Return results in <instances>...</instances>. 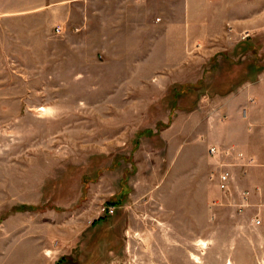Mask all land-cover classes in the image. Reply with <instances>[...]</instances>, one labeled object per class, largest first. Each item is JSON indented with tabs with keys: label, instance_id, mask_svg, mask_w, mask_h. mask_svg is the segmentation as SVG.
<instances>
[{
	"label": "rangeland",
	"instance_id": "obj_1",
	"mask_svg": "<svg viewBox=\"0 0 264 264\" xmlns=\"http://www.w3.org/2000/svg\"><path fill=\"white\" fill-rule=\"evenodd\" d=\"M253 115L264 0H0V264H264Z\"/></svg>",
	"mask_w": 264,
	"mask_h": 264
},
{
	"label": "crops",
	"instance_id": "obj_2",
	"mask_svg": "<svg viewBox=\"0 0 264 264\" xmlns=\"http://www.w3.org/2000/svg\"><path fill=\"white\" fill-rule=\"evenodd\" d=\"M256 108V107H255ZM253 114L256 112V110L252 111ZM256 115H253L251 118V121L249 125H245L244 122L240 121H233L230 123L231 125H228L227 130H228V141L226 142L227 145L233 146L235 150H239L242 153L245 152L248 155H256V154H264V130L260 131L259 126L260 124L256 123ZM243 129V130H242ZM237 134L238 138L235 139L231 138L232 135ZM238 139V140H237ZM258 158V157H256ZM258 160H264L258 158ZM263 165H260V167H257L256 169H248L247 172L244 174L246 177H242L243 183L245 182V185L247 183L251 184L253 186V191L255 192V198L256 202L263 200L264 201V167H261ZM253 171V172H252ZM236 176V175H235ZM261 177L262 180H251L252 178L249 179V177ZM249 179V182H248ZM242 183V184H243ZM244 185V184H243Z\"/></svg>",
	"mask_w": 264,
	"mask_h": 264
},
{
	"label": "built area",
	"instance_id": "obj_3",
	"mask_svg": "<svg viewBox=\"0 0 264 264\" xmlns=\"http://www.w3.org/2000/svg\"><path fill=\"white\" fill-rule=\"evenodd\" d=\"M58 32L61 33L60 28L58 29ZM217 151L218 150L216 148H211V154L212 155H216ZM232 182H233L232 171L225 170L224 172L220 173V175L218 176V188H219V190L222 192L230 191ZM261 224H262L261 220L256 221L257 226H260Z\"/></svg>",
	"mask_w": 264,
	"mask_h": 264
},
{
	"label": "trees",
	"instance_id": "obj_4",
	"mask_svg": "<svg viewBox=\"0 0 264 264\" xmlns=\"http://www.w3.org/2000/svg\"><path fill=\"white\" fill-rule=\"evenodd\" d=\"M25 207H23L22 209H24Z\"/></svg>",
	"mask_w": 264,
	"mask_h": 264
}]
</instances>
